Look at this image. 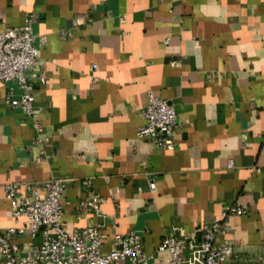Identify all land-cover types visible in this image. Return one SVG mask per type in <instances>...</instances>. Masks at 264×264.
I'll list each match as a JSON object with an SVG mask.
<instances>
[{
  "label": "crops",
  "instance_id": "obj_1",
  "mask_svg": "<svg viewBox=\"0 0 264 264\" xmlns=\"http://www.w3.org/2000/svg\"><path fill=\"white\" fill-rule=\"evenodd\" d=\"M29 15L34 115L9 105L17 81L0 80V229L19 224L6 183L37 182L42 195L61 175L67 231L96 220L79 203L101 196L104 250L134 229L165 260L158 244L172 224L188 232L241 205L217 235L238 256L220 264H263L264 0H0V31ZM148 90L174 104V146L136 134ZM41 238L17 241L25 250Z\"/></svg>",
  "mask_w": 264,
  "mask_h": 264
},
{
  "label": "built area",
  "instance_id": "obj_2",
  "mask_svg": "<svg viewBox=\"0 0 264 264\" xmlns=\"http://www.w3.org/2000/svg\"><path fill=\"white\" fill-rule=\"evenodd\" d=\"M32 24L29 15L22 26L0 31V80L15 79L21 89L20 96L14 97L10 87L6 98L10 106L20 107L30 115H34V91L27 72L38 58ZM42 39L44 41L45 37ZM140 114L143 123L137 127L138 136L147 138L157 147L174 146L178 116L170 99L148 90ZM36 126L40 124L36 122ZM67 183L66 176L51 175L42 182V195L38 194L40 184L37 182L26 183L23 190L14 183L4 185L5 197L19 224L0 229V264H220L231 256H238L232 242L217 240V235L230 228L225 218L233 213H243L244 206H228L222 210L221 218L198 224L188 232L181 225L172 224L158 244L159 250L168 252L167 259L153 260L144 250L141 234L134 229L114 232L109 248L103 249L105 214L101 208V196L96 192L90 191L79 203L96 220L80 229L67 231L61 219L62 196ZM84 183L87 184L88 180ZM149 187L151 190L156 188L153 179L149 181ZM38 230H42L41 240L22 249L17 237L25 233L35 236ZM262 256L264 258V242Z\"/></svg>",
  "mask_w": 264,
  "mask_h": 264
}]
</instances>
